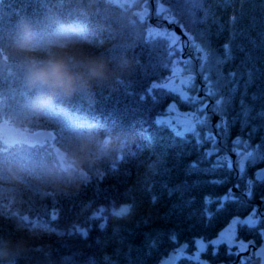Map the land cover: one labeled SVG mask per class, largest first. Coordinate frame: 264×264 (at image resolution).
Listing matches in <instances>:
<instances>
[{
    "label": "trees",
    "instance_id": "obj_1",
    "mask_svg": "<svg viewBox=\"0 0 264 264\" xmlns=\"http://www.w3.org/2000/svg\"><path fill=\"white\" fill-rule=\"evenodd\" d=\"M157 2L0 0V53L10 52L18 20L28 17L46 29L61 22L74 27L78 31L74 48L106 57L112 69L106 80L58 98L48 112L37 115L26 108L31 93L23 84L15 57L0 55V122L20 131L48 128L54 132V137L43 143L29 139L9 142L0 135V246L9 249L7 255H0V264H156L183 243L193 252L195 238L212 239L231 217H244L253 207L261 224L253 230L238 228L237 236L257 242L264 237L259 231L264 228V200L258 204L264 197V181L255 180L264 160L246 161L243 176L236 163L231 170H212L217 155L230 157L236 137L250 146L264 137V116L260 115L264 112V0H159L204 49L203 61L190 42L182 44V51L173 48L169 57L166 41H147L150 25L166 24L163 13L156 15ZM173 61L191 73L193 80L186 93L197 97L196 102H185L167 89L147 94L152 82L160 83L172 72ZM209 82L215 92L212 96L206 94ZM218 99L219 112L215 111ZM172 103L197 110L206 118L203 125L196 126L199 144L192 133L178 137L171 128L155 123ZM245 107L250 111L248 123L242 126ZM215 114L218 120L213 123ZM222 118L226 129L216 127ZM89 125L101 136L111 134L127 142L117 139L102 158H83L75 146ZM206 132L215 137L217 149L208 157L205 151L213 148V143L204 138ZM138 133L153 137L152 146L143 152L138 149L143 144ZM237 147L247 150L244 144ZM114 162L116 171L110 168ZM21 165L24 170L18 172ZM45 166H58L62 178L49 179ZM98 172L104 175L97 176ZM214 178H226V183L210 184ZM247 179L253 180L251 198L243 194ZM235 184L240 185L237 190ZM229 188L239 200L228 202L218 212L215 203L208 205L214 215L211 220L206 218L202 214L204 198L218 197ZM125 203L132 205L127 215L116 218L111 214L114 205ZM101 206L107 218L103 230L98 227L100 219H92ZM77 226L87 229V237L76 232ZM172 233L175 240L169 238ZM232 253L221 244L212 256L209 246L202 259L230 264L236 258L234 250ZM246 261L249 263V258Z\"/></svg>",
    "mask_w": 264,
    "mask_h": 264
},
{
    "label": "snow or ice",
    "instance_id": "obj_2",
    "mask_svg": "<svg viewBox=\"0 0 264 264\" xmlns=\"http://www.w3.org/2000/svg\"><path fill=\"white\" fill-rule=\"evenodd\" d=\"M202 7V5H201ZM161 13L164 14L163 18L167 20L169 23H176V17L175 15L172 14V11L170 8L165 7L163 4L159 3V0L157 2L156 6V15L159 17ZM207 14V12H206ZM146 18L145 13L143 14L142 21ZM181 30H183V25L180 26ZM185 35L188 36V41L191 43V47L195 49L197 52L203 53L204 49L196 43L192 37L188 34L185 33ZM157 38H160L164 41H166V54L167 56L171 57L173 55L172 49L175 48L177 51H182L181 43H180V38L175 32H170L167 29H162V28H157V27H149L147 30V41H152ZM227 45H225V48L227 49ZM200 59L203 61L206 59V54L204 56H201ZM151 64V61L149 62ZM173 67H172V73L173 76L168 78V82H161V83H156L152 82L151 85L146 89L147 94H151L154 89H167L170 92H176L180 95V98L185 101V102H196L197 97L194 96H189L186 92L181 90V88L175 86L172 83V80L175 78L177 72L179 69L175 66L176 62L173 61ZM185 64L189 63V61H184ZM154 67V65H153ZM201 68H203V63L201 64ZM229 75H234V73H229ZM251 75V74H250ZM193 80V77L191 75H188L186 77L181 78V84L183 85H191ZM204 80L207 82L208 77L207 75H204ZM118 83L125 85V88L127 89L128 85L125 83L124 80L118 81ZM132 94V93H130ZM206 94L208 96H212L215 94L213 88L211 87L210 82L208 83V87L206 88ZM141 100L144 99V95L140 94L139 97ZM153 100H155V96L152 97ZM253 99H255V95H253ZM243 104V101H241ZM220 104L221 100H216V108L215 111H220ZM205 107L203 104H201V108ZM169 111L174 110V105H169ZM243 116L244 120L242 121V126L243 124H247L248 120L247 117L249 115L250 109L245 107L243 108ZM184 119L178 121L180 124V128L177 129L176 125L172 123L171 118H162L160 116H157L155 119V123L157 125H162V126H167L168 128H171L172 131L175 133L176 136L178 137H183L185 136L186 133H192L195 138L197 143L199 144L201 142L200 140V133L196 131V126L197 124L203 125L206 122L205 117H199L196 115L195 112H190V113H184ZM260 115L264 116V112H261ZM113 126L115 127V122H113ZM216 127L218 129L220 128H227V122L225 120H221L220 123H217ZM123 131H126L123 128H120ZM252 132H255V126L252 128ZM138 135L141 136L143 140V144L138 145V149L140 152H143L145 148H150L153 144V137L147 133H138ZM206 140H210L213 143V148L208 149L205 151V157L212 156L214 152L217 151L215 148V137L212 135L211 132H206L205 137ZM244 144L245 148L247 150L241 151L237 145ZM233 152L236 153L237 155V160H236V167L239 171V174L241 176L244 175L245 173V162L250 161L251 163H255L258 160H264V137L261 138V143L256 144L255 146H250L248 144V141H242L241 138L238 136L233 140ZM133 156L136 155L135 152L132 153ZM122 160V156L119 158ZM192 167H197V164L194 162L192 164ZM221 167H226L228 170H231L233 167V162L232 160L225 154V155H217L215 162L212 164V170H216ZM110 168L112 171L117 170V164L114 162L110 165ZM103 172H98L97 176H103ZM255 180L256 181H264V169H260L255 173ZM87 182V181H86ZM210 184L214 185H222L226 183V178H214L210 181H208ZM235 188H239V184L233 185ZM252 188H253V180L252 179H247L246 184H245V189L243 194L247 196L248 198H251L252 196ZM156 197H153V202H155ZM239 198L235 195V193L232 191V188L227 189V191L218 196V197H210L206 196L204 198V204L205 208L203 210V215L211 220V218L214 215V212L211 211L208 208V205H211L215 203L216 209L215 211H223L225 209V206L228 202H236L238 201ZM261 200H264V197H261ZM115 205L113 206L111 210V214L113 215ZM132 208L131 204H123V207L120 208L119 213L113 215L116 218H121L125 216L126 213L130 212V209ZM103 206H101L100 209L95 211L92 214V219H100V223L98 227L103 230L106 227L107 223V218L103 216ZM55 219V217H53ZM261 216L257 215L256 208L253 207L252 211L244 216V217H239V216H233L231 217L229 223L225 228H223L221 231L218 232L215 238L212 239H205L203 237L201 238H195L194 239V246L195 250L191 253L187 251L188 245L183 244L180 245L179 247L175 248L172 252V254L169 256V260L172 262V264H176V262L185 260V261H190V262H195V264H209V261L206 259H202V254L207 252L209 246L211 247V254L212 256L217 255L218 253V248L221 244L227 245V249L229 254H234L232 253V249L235 246L237 248V251H243L247 248V244L242 241V240H237V229H248V230H253L256 229L260 224H261ZM76 232H78L81 236L87 237L88 231L87 229L76 227ZM260 235L264 236V228H260ZM62 234V233H61ZM171 240L176 239L175 233H172L169 237ZM99 242V241H98ZM250 243V242H249ZM155 246V244L153 245ZM253 255L257 258L260 259L261 264H264V245H262L259 249L253 253ZM67 259V258H66ZM104 259L107 261L109 258L107 256L104 257ZM244 259L241 258V264H244ZM250 259V258H249Z\"/></svg>",
    "mask_w": 264,
    "mask_h": 264
},
{
    "label": "clouds",
    "instance_id": "obj_3",
    "mask_svg": "<svg viewBox=\"0 0 264 264\" xmlns=\"http://www.w3.org/2000/svg\"><path fill=\"white\" fill-rule=\"evenodd\" d=\"M77 36V29L62 22L46 29L28 17L18 20L11 35L10 52L0 55L15 57L23 74V84L31 93L26 99V108L31 113L44 114L58 98L70 97L93 82L109 78L112 69L107 58L75 49ZM117 139L127 142L124 137L101 136L95 127L85 126L75 146L76 152L83 158H102L112 150ZM23 170V165L18 167V172ZM44 171L51 180L62 178L63 170L58 166H45ZM121 207L123 204L115 207L113 215ZM8 250L7 245L0 246V255H7Z\"/></svg>",
    "mask_w": 264,
    "mask_h": 264
},
{
    "label": "rangeland",
    "instance_id": "obj_4",
    "mask_svg": "<svg viewBox=\"0 0 264 264\" xmlns=\"http://www.w3.org/2000/svg\"><path fill=\"white\" fill-rule=\"evenodd\" d=\"M137 12H138V13H141V12H142V8H139V9L137 10ZM164 22L167 23V21H165V20H164ZM168 24H169V22L167 23V25H168ZM150 27H157V28L167 29V30L170 31V32H175L173 28H167V27H166V24H164V25L162 24V25H160V26H152V25H150ZM183 28H184V26H183ZM184 29H185V28H184ZM185 30H186V32H187L188 34H190V33L188 32L187 29H185ZM175 33H176V32H175ZM176 34H177V33H176ZM177 35H178V34H177ZM178 36H179V35H178ZM179 38H180V40H182L180 36H179ZM180 43H181V47H182V41H180ZM175 66L179 69V71L177 72L175 78L172 80V83H173L175 86L181 88V90H183L184 92H186V91H188V85H183V84H181V78H182V77H186V76H188V75H191V73H189V72H185V70L183 69L182 64L179 63V62H177V63L175 64ZM172 76H173V73L171 72V73L168 74L166 77H164V79H163L162 81H160V83H161V82H168V78H169V77H172ZM191 76H192V75H191ZM204 104H206V102H204ZM170 105H174V110H173V111H169V110H168V109H169V106H168V107L165 109V111H164L162 114H160L159 116L162 117V118H171L172 123H173L174 125H176L177 129L180 128V124L178 123V121L184 119V115H183L184 113L195 112L197 116L202 117V114H200L199 112H197V110H185V109H181V108H179L175 103H172V104H170ZM0 135H1L5 140H7V141H9V142L18 141V140H21V139H23V140L28 139V136H27V132H26V131H20L19 129H17L16 127L12 126L10 123H7V122H5V121H1V122H0ZM230 157H231V156H230ZM230 157H229V158H230ZM237 158H238V157H236V159H237ZM239 217H241V216H239ZM226 226H227V225H226ZM226 226H225V227H226ZM225 227H224V228H225ZM221 230H222V229H221ZM221 230H220V231H221ZM215 237H216V236H214L213 238H215ZM197 238H201V237H197ZM236 238H237L238 241H239V240L244 241L247 245H248V243H249V241H250V240H246V239L240 238V237H238V236H237ZM247 248H248V246H247ZM247 248H246V249H247ZM246 249H245V250H246ZM232 250H234L235 253L238 252V251H237V248H236L235 246L233 247ZM244 260H246V258H245ZM209 264H212V263L209 262ZM244 264H249V263H248V261H246Z\"/></svg>",
    "mask_w": 264,
    "mask_h": 264
},
{
    "label": "water",
    "instance_id": "obj_5",
    "mask_svg": "<svg viewBox=\"0 0 264 264\" xmlns=\"http://www.w3.org/2000/svg\"><path fill=\"white\" fill-rule=\"evenodd\" d=\"M167 21V20H165ZM169 26H173L174 27V31L182 38L183 41L187 40L188 41V36L185 35L186 30L183 28V30H181V25L180 24H172V23H169ZM204 54L201 53L200 56H203ZM218 120V115L215 114L213 116V122L215 123L216 121ZM53 132L50 130V129H41V130H37V131H32V132H28V136L37 141V142H43L45 140V138H52L53 137ZM232 155V158H233V163H234V159L236 157V153L235 152H232L231 153ZM260 170V169H259ZM234 189L236 190L237 188L234 187ZM262 200H258V203L261 204ZM183 245V244H182ZM262 245H264V240L260 243V244H257L255 242H250L249 243V246H248V249L246 251H242L240 253H238L237 255V259L234 260L231 264H236V262L239 260V258L243 255V254H246V255H251V251L253 250L254 253L257 249H259ZM173 251L170 252V255L172 254ZM169 255V256H170ZM258 262H256L255 264H261V261L259 258L255 257ZM156 264H172V262L169 260V257L168 258H164V259H161L160 261H158Z\"/></svg>",
    "mask_w": 264,
    "mask_h": 264
},
{
    "label": "flooded vegetation",
    "instance_id": "obj_6",
    "mask_svg": "<svg viewBox=\"0 0 264 264\" xmlns=\"http://www.w3.org/2000/svg\"><path fill=\"white\" fill-rule=\"evenodd\" d=\"M146 12H147V10H145ZM250 258H252L253 260H257V259H254L253 257H250Z\"/></svg>",
    "mask_w": 264,
    "mask_h": 264
}]
</instances>
